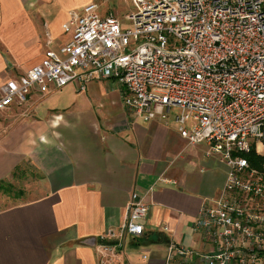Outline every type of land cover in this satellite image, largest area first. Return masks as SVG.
Listing matches in <instances>:
<instances>
[{"label":"crops","instance_id":"obj_1","mask_svg":"<svg viewBox=\"0 0 264 264\" xmlns=\"http://www.w3.org/2000/svg\"><path fill=\"white\" fill-rule=\"evenodd\" d=\"M89 1L0 0V96L70 40L63 25ZM123 92L113 79L35 88L0 117V183L22 185L0 207V264H101L100 236L124 222L134 192L150 207L145 233L111 264H166L171 241L204 249L193 224L227 165L173 117L137 118Z\"/></svg>","mask_w":264,"mask_h":264},{"label":"built area","instance_id":"obj_2","mask_svg":"<svg viewBox=\"0 0 264 264\" xmlns=\"http://www.w3.org/2000/svg\"><path fill=\"white\" fill-rule=\"evenodd\" d=\"M132 1L125 23L93 2L70 11V40L3 85L0 117L35 88L115 80L133 115L173 117L189 145L208 144L228 167L193 224L204 249L171 241L166 264H264V172L245 157L264 148V0ZM149 211L134 192L124 222L100 236L101 264L144 236Z\"/></svg>","mask_w":264,"mask_h":264},{"label":"rangeland","instance_id":"obj_3","mask_svg":"<svg viewBox=\"0 0 264 264\" xmlns=\"http://www.w3.org/2000/svg\"><path fill=\"white\" fill-rule=\"evenodd\" d=\"M62 1L66 2V4H69L70 2V0H62ZM90 1L96 3L100 7V11L102 14L104 15L113 14L123 23L126 22V18L129 15V12L131 13L135 10V5L133 4L132 0H122V1L121 0H90ZM121 2L125 6H123ZM54 29L60 30L59 24H56V27H54ZM170 123L174 125L172 121ZM258 150L259 152H263L264 154V148L261 144H258ZM21 186L22 185H14L8 182L0 183V207L5 206L9 202L8 199L9 196L19 195L22 192Z\"/></svg>","mask_w":264,"mask_h":264},{"label":"trees","instance_id":"obj_4","mask_svg":"<svg viewBox=\"0 0 264 264\" xmlns=\"http://www.w3.org/2000/svg\"><path fill=\"white\" fill-rule=\"evenodd\" d=\"M252 167L264 172V154L257 153L252 150L250 153L245 154Z\"/></svg>","mask_w":264,"mask_h":264}]
</instances>
